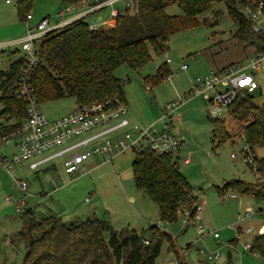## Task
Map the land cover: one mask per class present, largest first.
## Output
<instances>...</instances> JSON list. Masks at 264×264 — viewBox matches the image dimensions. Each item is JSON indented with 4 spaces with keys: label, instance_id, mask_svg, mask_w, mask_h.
Segmentation results:
<instances>
[{
    "label": "rangeland",
    "instance_id": "374dc122",
    "mask_svg": "<svg viewBox=\"0 0 264 264\" xmlns=\"http://www.w3.org/2000/svg\"><path fill=\"white\" fill-rule=\"evenodd\" d=\"M62 5L61 0H33L27 11L32 18L27 20L19 16L17 0H0V42L23 37L28 25L34 26L45 16L54 20ZM215 9H220L221 13L217 23L212 24ZM108 10L99 13L107 15ZM166 11L170 14L182 12L177 4ZM204 17L208 19L206 23L172 34L163 54L158 55L150 48L151 59L140 68L132 69L123 64L115 69L114 75L124 82L125 101L134 122L146 124L157 119L168 102L184 98L195 77L217 72L234 61L245 62L253 53V36L234 35L238 23L228 13L225 0L214 3L200 19ZM13 47L3 46L0 51V74L10 60L22 55L19 45L16 46L18 51L11 53ZM167 57L170 59L167 61L168 77L154 85L147 84L145 76L154 75ZM183 65L186 68H182ZM256 78L257 88L252 93L255 102L261 104L264 102V66ZM77 105L73 96H66L40 102L39 107L47 117L56 118L73 111ZM207 107L210 104L202 95L192 96L183 101L181 116L173 122L174 133L184 138L174 157L198 196L200 209L194 218L185 219V212L172 222L159 219L156 204L135 186L131 166L134 150L117 153L112 161L95 153L85 161L83 170L75 174L65 172L61 158L54 159L50 163L53 166L48 163L36 170L28 167L27 160L10 167L0 164L1 264H22L25 246L21 241H10L9 237L21 227L20 214L25 208L32 209L38 217L55 215L67 222L100 218L116 229L134 228L146 237L153 231L150 226L156 224L158 230L171 235L173 242V245L168 239L162 242L156 264H176L172 249L183 254L190 264H198L199 260L206 264H263L260 255L246 248L245 243L264 225V196H232L231 192L222 195L216 190L230 179L253 183L260 173L243 163L239 138L233 136L235 143L227 140L218 145L212 140L210 117L213 116L207 113ZM221 115L227 131L234 134L238 123L225 108ZM0 121L4 120L0 118ZM16 150L13 142L0 141V154L6 158ZM255 151L258 157L264 158L263 146H256ZM232 152L237 154L236 158L230 156ZM184 157L190 162L184 163ZM16 179L27 181L26 192L15 183ZM16 202L22 211H16ZM249 226L254 232L245 230ZM238 227L246 232L238 233ZM214 232H218V238L214 237ZM104 238L108 241V232L104 233Z\"/></svg>",
    "mask_w": 264,
    "mask_h": 264
},
{
    "label": "trees",
    "instance_id": "16d2710c",
    "mask_svg": "<svg viewBox=\"0 0 264 264\" xmlns=\"http://www.w3.org/2000/svg\"><path fill=\"white\" fill-rule=\"evenodd\" d=\"M33 0H17V11L26 19ZM219 0H130L113 22L89 28L88 20L76 19L44 34L37 40V61L29 65L23 55L13 58L1 71L0 78V141L13 136L27 116L26 102L16 90L23 77L33 87L39 102L73 96L78 104L102 102L119 97L125 101L124 82L114 75L119 66L126 64L138 69L151 59L150 48L161 55L168 48L169 37L181 30L206 23L200 16ZM62 4L75 0H61ZM228 13L236 19L235 36H253V52L264 51V36L251 29L242 7L264 0H225ZM177 4L182 12L170 14L169 6ZM220 9L212 11V24L217 23ZM18 48L12 53H16ZM234 61L219 68L223 72ZM167 61L159 64L154 75L145 76L149 85L168 77ZM254 94L240 89L227 105L226 112L238 123V130L230 134L221 117H210L212 140L218 144L234 142L241 136L252 147H264V102L254 100ZM234 136V137H233ZM260 177L251 183L230 179L217 186L218 194L231 192L240 196H264V158L255 156ZM174 154H157L146 148L135 151L132 174L135 186L142 189L156 204L159 219L177 220L187 212L186 219L199 211L198 196L185 175L180 171ZM21 227L9 237L12 242H23L25 253L22 264H156L161 244L172 237L160 231L156 224L149 237L134 228L116 229L100 218L67 222L60 216H36L30 208L20 214ZM109 233L108 241L104 233ZM148 241V242H145ZM249 249L264 261V233L256 234ZM176 264H190L183 254L176 252ZM1 264V261H0Z\"/></svg>",
    "mask_w": 264,
    "mask_h": 264
},
{
    "label": "built area",
    "instance_id": "2783aa9c",
    "mask_svg": "<svg viewBox=\"0 0 264 264\" xmlns=\"http://www.w3.org/2000/svg\"><path fill=\"white\" fill-rule=\"evenodd\" d=\"M117 3L122 5L118 6ZM129 5L130 0H75L73 3L63 4L54 20L50 16H45L34 26L28 25L23 37L0 42V50L3 46L19 45L29 65L34 64L37 61V40L47 32L109 8L107 17L88 19L89 28L95 29L113 22ZM242 11L249 19L251 29L264 36L262 2L245 5ZM31 18V14L28 13L26 19ZM169 60L167 57L166 61ZM263 66L264 51L260 50L253 52L245 62L230 66L223 72L197 76L191 81L184 98L178 97L168 102L160 117L146 124L134 122L129 115L126 101L119 97L102 102L78 104L73 111L60 117H47L39 107L40 102L25 76L20 80L16 94L26 102L27 116L22 127L13 136L2 139L5 142H13L17 150L10 158L0 154V164L10 167L27 160L28 167L36 170L41 165L50 164L54 159L61 158L65 172L75 174L83 170L85 161L95 153L105 155L107 161H112L115 154L128 149L140 151L149 148L157 154H175L180 147L181 139L173 131V122L181 116L180 106L183 101L195 95H202L210 104V107H207L208 114L222 117V109H227V105L238 90L253 92L257 88L256 74ZM182 68H186V65ZM240 143L239 151L243 163L255 170L256 160L252 147L243 135ZM231 157L236 158L237 154L232 152ZM183 161L189 162L187 158ZM15 183L24 192L27 191L26 180L16 179ZM52 183L55 185L54 181ZM23 202L24 200L21 201ZM22 210L16 202V211ZM245 230L252 232L254 228L249 226ZM257 232H260V228ZM213 234L218 237V232ZM245 247L249 248V243Z\"/></svg>",
    "mask_w": 264,
    "mask_h": 264
},
{
    "label": "crops",
    "instance_id": "0c3cea01",
    "mask_svg": "<svg viewBox=\"0 0 264 264\" xmlns=\"http://www.w3.org/2000/svg\"><path fill=\"white\" fill-rule=\"evenodd\" d=\"M96 17H101V18H104V17H107V15H102V13H95V14H93V15H91V16H89V19H94V18H96ZM17 49V47H13V49H12V51H14V50H16ZM0 51H2V50H0ZM12 53V52H11ZM14 54V53H13ZM15 58V57H14ZM11 61V60H10ZM9 61V62H10ZM9 64V63H8ZM8 64L4 67V69L8 66ZM0 78H1V74H0ZM78 104V103H77ZM208 113V112H207ZM66 114V113H65ZM179 120V119H178ZM152 121V120H151ZM151 121H149V122H151ZM148 122V123H149ZM179 137H180V139H181V144L184 142V138L183 137H181L180 135H178ZM181 144H180V147H179V149H178V153H179V151H180V149H181ZM254 153H255V156H257V154H256V151H255V149H254ZM230 156H231V154H230ZM258 157V156H257ZM185 158H187L188 160H189V158L188 157H184V159ZM183 159V160H184ZM184 162V161H183ZM190 162V161H189ZM189 162H184V163H189ZM232 196H234V194H231ZM202 202H203V200H202ZM200 209V208H199ZM260 209H261V207H260ZM156 214H157V216H158V212L156 211ZM159 217V216H158ZM260 228V232H257V233H254L253 234V236L251 237V239H250V241L252 240V238L256 235V234H263L264 233V225H262V226H260L259 227ZM258 228V229H259ZM237 231H238V233L241 231H245V230H243L242 228H239L238 227V229H237ZM246 232V231H245ZM252 232H254V231H252ZM214 235V234H213ZM215 237V236H214ZM218 238V237H217ZM249 241V242H250ZM249 242H246L245 243V245L246 244H248ZM261 257V256H260ZM261 259H262V257H261ZM262 262H263V264H264V261H263V259H262ZM198 264H206V262L204 261V260H199V263ZM228 264V263H227Z\"/></svg>",
    "mask_w": 264,
    "mask_h": 264
}]
</instances>
